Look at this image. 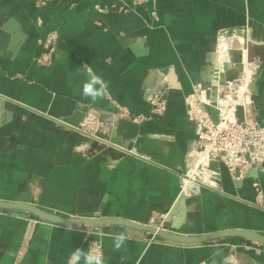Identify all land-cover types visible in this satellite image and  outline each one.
I'll return each instance as SVG.
<instances>
[{
	"label": "crops",
	"instance_id": "obj_1",
	"mask_svg": "<svg viewBox=\"0 0 264 264\" xmlns=\"http://www.w3.org/2000/svg\"><path fill=\"white\" fill-rule=\"evenodd\" d=\"M136 1L52 0L37 9L33 0H0V201L29 203L66 218L141 224L174 206L197 137L187 98L201 85L218 38L233 40L222 36L225 31L246 28L260 45L262 70L251 115L264 126V0H150L148 10ZM50 32L58 33L60 43L54 63L40 67L34 59ZM87 68L108 82L102 99L82 97ZM161 70L169 72V89L166 112L156 115L143 94L162 85L165 80L153 75ZM92 108L147 116L139 124H118L115 140L127 146L131 138L132 153H79L85 137L66 124L77 125ZM238 116L243 119L241 109ZM215 170L208 167L218 188L186 197L188 219L178 235L248 231L264 238V166L239 180L223 167ZM93 227L0 210V264H67L75 249L87 251L91 239L103 244V264H211L217 246L235 264H264V247L243 236L182 245L124 226ZM120 232L131 238L116 250Z\"/></svg>",
	"mask_w": 264,
	"mask_h": 264
},
{
	"label": "built area",
	"instance_id": "obj_2",
	"mask_svg": "<svg viewBox=\"0 0 264 264\" xmlns=\"http://www.w3.org/2000/svg\"><path fill=\"white\" fill-rule=\"evenodd\" d=\"M48 1L39 0V3L42 6ZM49 36L41 47V53L34 59L36 65L40 67H47L54 62L59 43L55 33ZM224 81L232 85L230 91L231 93L234 91L236 94L240 92L239 90L244 84L242 79ZM215 84L199 86L195 93L187 98L188 119L195 127L197 136L189 151L187 161L189 163L199 162L202 169L211 167L212 163H217L220 168L223 167L227 170L232 179L239 180V178L245 177L249 171H257L264 166V126L251 119L250 108H253V102L248 90L250 83L247 86L248 107L242 102L243 100L232 101V114L221 109L218 98L224 97L226 92H219ZM214 88H216L215 93ZM165 93L163 89L147 90L145 99L151 105L153 114L163 115L166 112ZM208 93L209 96H207ZM240 109L243 111V119L238 116ZM126 119L139 124L146 121L147 116L129 117L122 114L120 110L113 115L88 109L84 113L82 121L77 125H66L91 139V144L87 146V152L93 151L95 155L100 152L104 143L123 150L121 144L115 140V134L118 124Z\"/></svg>",
	"mask_w": 264,
	"mask_h": 264
},
{
	"label": "rangeland",
	"instance_id": "obj_3",
	"mask_svg": "<svg viewBox=\"0 0 264 264\" xmlns=\"http://www.w3.org/2000/svg\"><path fill=\"white\" fill-rule=\"evenodd\" d=\"M34 1V4H35V7L37 8V9H41V8H43V7H45L48 3H50L52 0H49L45 5H40V3H39V0H33ZM150 0H137L136 1V4L137 5H140V6H143V7H145L147 10L149 9V7H148V4H150ZM151 16L154 18V17H156V11H155V9H151ZM56 34L57 35V38H58V43H60V38H59V35H58V33L57 32H50L45 38H44V40H42L41 41V44H40V48L44 45V43H45V41L50 37L49 35H51V34ZM229 34L230 35V37H232L233 38V40L231 41V42H233L232 43V45H234V48H232L231 49V51H230V55H229V57H228V59L226 60V63L222 66V67H218V63H217V60H218V53H219V50H217V47H218V43H219V40H220V38L221 37H219L218 38V40H217V42L215 43V45H214V47H213V49L211 50V57H210V60H209V62H207L206 63V65H205V68H204V70L202 71V76H201V78H200V80H199V82L201 83V85H197L196 86V88H199V86H203V85H206V86H208V85H210V84H215L216 85V87L218 88V89H221L220 87H219V85L217 86V83H219V82H222V81H224V80H227V79H232V80H243V82H244V84L242 85V86H248V84L250 83L251 84V82H252V79H253V76L256 74V71L258 70V69H261L262 70V57H263V55L260 53V45L259 44H253V40H251V38H249L248 37V35H247V30H246V28H242V29H240V30H237L236 32H227V31H225V32H223L222 33V36L224 35V34ZM255 45H257V46H255ZM54 63V62H53ZM52 63V64H53ZM51 64V65H52ZM51 65H49V66H51ZM48 67V66H47ZM220 68V69H219ZM248 68V69H247ZM254 72V74H253V76H252V79L251 80H248L247 81V78L248 77H246L247 75H249V73H253ZM209 73V74H208ZM208 74V75H207ZM151 75V74H150ZM155 77H159V79H161V81L163 82V80H165L163 83H162V85L161 86H159V85H157L156 87H154V88H152V89H145L144 90V94H143V96H144V100L146 101V99H145V96H146V92H147V90H152V91H154V90H162L163 89V91H165L166 93H165V97H167V95H168V85H169V83H168V78H167V76L169 75V72H167V71H165V70H161L160 72L158 71V72H156V73H154L153 74ZM157 75V76H156ZM159 75V76H158ZM211 75V76H210ZM210 76V77H209ZM148 78H150V76H148ZM209 78V79H208ZM250 79V78H249ZM251 81V82H250ZM158 82V81H157ZM226 82V86H228L229 87V83L227 82V81H224V83ZM241 82V81H240ZM258 82V81H257ZM257 82H256V84H257ZM160 83V82H159ZM161 84V83H160ZM167 85V86H166ZM166 86V87H165ZM212 86V85H211ZM222 86V85H221ZM250 86V85H249ZM249 86H248V90H249V92H250V95H251V99H252V102H253V97H254V95L251 93V91H250V89H249ZM145 87H147V82H146V86ZM232 89V87L230 88V90ZM197 90V89H196ZM222 91V92H226V95H230V93H231V91ZM247 92V91H246ZM245 92V93H246ZM234 91L231 93V94H233L234 95ZM248 93V92H247ZM245 94L244 95V98H245V102H243L244 104H245V106H247L248 107V105H249V98H248V94ZM193 94H191V96H192ZM225 95V96H226ZM224 96V97H225ZM164 97V98H165ZM222 98H223V96H222ZM146 103H148L147 101H146ZM254 103V102H253ZM149 104V103H148ZM150 105V104H149ZM93 109V108H92ZM252 109L253 108H250V111H252ZM95 110H97V109H95ZM120 110V109H119ZM255 110V109H254ZM88 111V109L85 111V112H87ZM97 111H100V110H97ZM114 114H116V113H114ZM113 114V115H114ZM126 114V113H125ZM127 116H128V114H126ZM252 120H253V118H251ZM82 121V120H81ZM254 121V120H253ZM144 122V121H143ZM256 122V121H255ZM257 124H259L258 122H256ZM261 125V124H260ZM79 133V132H78ZM82 134V133H81ZM83 135V134H82ZM84 137H85V141L78 147V151H79V153H81L84 157H86V158H92V157H96V156H99L102 152H104V151H106V150H109V149H116L114 146H110V145H107L106 143H104L103 145H102V149L100 150V152L98 153V154H93V151H91V152H87V146H88V144H91V139L90 138H88V137H86L85 135H83ZM126 140L129 142V144L127 143V146H124V145H120L122 148H123V152H125V153H128V154H130L132 151H131V147H132V139L131 138H129V139H127L126 138ZM114 145V144H113ZM86 149V150H85ZM119 150V149H118ZM220 170H221V168H220ZM188 174V175H187ZM187 174L185 175V180H190L191 179V177L193 178V179H195L196 181H198L197 183H196V186H197V188H199V191H196L197 192V194L200 192V191H202V188L203 187H205V188H209V187H211V188H218V186H216V184L214 183V184H212V185H210V184H208L206 181H204V180H202L201 178H199V176L197 175H194V176H192L193 175V172L191 171V170H188V172H187ZM220 175H221V171H220V173H219ZM196 176V177H195ZM247 176V175H246ZM184 184H185V182H184ZM184 186V185H183ZM182 192H184V189H183V187H182ZM197 194H195L194 196H199V194L197 195ZM184 196H186V197H188V196H191V194L189 193H187V194H185V193H181V195H180V198L178 199V201L180 200V199H183V198H181V197H184ZM192 197V196H191ZM261 197V191L258 189V198H260ZM191 200H194V201H196V198H194V199H191ZM177 201V202H178ZM177 202H176V204H177ZM185 204H187V200L185 199ZM182 204H184V203H182ZM175 206V205H174ZM174 206H172L171 208H169V209H166L165 211H162L161 213H156V214H154L153 215V217H152V219L150 220L151 222H149V223H146V224H148V225H156V226H158L160 229H164V230H166L167 232H171V233H176V234H178L177 232H178V230L177 229H173L172 228V220H173V222L176 220V218L177 217H179L180 215H183V214H186L185 212L183 213V214H181V213H179L178 211H177V209L179 208V205H178V207H175V209L173 210L174 212H177V213H174L173 212V216L171 217V212H172V209L174 208ZM186 208L187 207H185L184 209H182V210H186ZM191 211L193 210V209H190ZM21 212H25V211H21ZM26 213H29V212H26ZM30 214V213H29ZM30 215H32V214H30ZM33 216V215H32ZM184 217V216H183ZM184 218H186V217H184ZM188 218V217H187ZM93 228H99V227H93ZM95 232H98V230L97 231H95ZM139 232H141V231H139ZM142 233H146V232H142ZM146 234H148V233H146ZM148 235H150V234H148ZM152 239H154V238H156V239H154L155 241L157 240V241H160V242H166V241H164L163 239H161L160 237H158V236H154V237H151ZM215 242H219L218 240H214V241H210V242H207V243H204L205 245L206 244H213V243H215ZM254 242V241H253ZM258 243V242H257ZM260 244V243H259ZM261 246H263L264 247V245H262L261 244ZM92 249V250H94V251H99L100 253H102V256H103V258H104V248H103V244H102V242L99 240V239H91V240H89L88 241V246H87V251L89 250V249Z\"/></svg>",
	"mask_w": 264,
	"mask_h": 264
},
{
	"label": "water",
	"instance_id": "obj_4",
	"mask_svg": "<svg viewBox=\"0 0 264 264\" xmlns=\"http://www.w3.org/2000/svg\"><path fill=\"white\" fill-rule=\"evenodd\" d=\"M261 74V69L256 71V74L253 76L252 82L249 86V89L253 95L256 94V82L258 81ZM216 92V88H214V93ZM209 96V93L207 94ZM193 165V164H192ZM211 167H216L220 169V166L217 163H212ZM0 210H20L29 212L36 218L50 222L53 224L65 225V226H104V225H118L124 226L133 230L146 232L150 234V237L158 236L163 240L169 241L171 243L182 244V245H202L204 243L219 240L229 236H243L250 238L252 240L257 241L258 243L264 245V238L255 233L248 231H224L214 234H206L202 236H193L186 237L181 236L176 233L167 232L166 230L160 229L156 225H148L132 222L129 220H125L122 218H66L56 216L45 211L40 210L29 203L23 202H3L0 201Z\"/></svg>",
	"mask_w": 264,
	"mask_h": 264
},
{
	"label": "bare ground",
	"instance_id": "obj_5",
	"mask_svg": "<svg viewBox=\"0 0 264 264\" xmlns=\"http://www.w3.org/2000/svg\"><path fill=\"white\" fill-rule=\"evenodd\" d=\"M232 39L231 38H224L223 40L220 41V43L218 44V48H219V53H218V60H217V63H218V67H222L225 63H226V60L228 59L229 55H230V51L232 48H234V45H232L233 42H231ZM234 44V43H233ZM220 69V68H219ZM209 74V73H208ZM207 74V75H208ZM254 72L251 74L249 73V75H247L246 77L247 78V81L248 80H251L252 79V76H253ZM157 76V75H156ZM159 76V75H158ZM211 76V75H210ZM209 76V77H210ZM250 78V79H249ZM209 79V78H208ZM251 82V81H250ZM219 85V87L221 89H219V92H222V91H229L230 88H231V84L229 83V87L226 86V82L224 83V81L222 82H219L217 83V86ZM222 85V86H221ZM249 85V84H248ZM240 92H238L237 94L234 93L230 95H226L225 97H219L218 101H219V105L221 106V109L224 111V112H227L229 114H232V110H231V102L232 101H235V100H243L242 102H245V98H244V95L247 93V85L246 86H241ZM246 92V93H245ZM248 94V93H247ZM246 103V102H245ZM71 126V125H70ZM74 126V125H72ZM193 164V165H192ZM211 168V167H210ZM215 168L216 170L215 171H219V168H216V167H213ZM190 169L191 171L193 172V175H198L199 178H201L202 180L206 181L208 184L212 185L215 183V179H214V176L213 174L209 171L208 172V167L207 168H200V165H199V162L196 163V162H193V163H190ZM195 176V177H196ZM242 178V177H241ZM240 179V178H239ZM198 181H196L195 179H193L191 177L190 180H187V182H185L183 188H184V192L182 193H185V194H191V195H195L197 194L196 191H199V188H197L196 186V183ZM183 199H180L177 204H175L174 208L172 209V212H171V217L173 216V210L175 209V207H178L179 205V208L177 209V211L181 214H183L184 212L186 214H183V215H180L179 217H177L173 224H172V228L175 230V229H179L180 226L182 225L183 223V220H184V217H187V209L184 211L182 209H184L186 207L185 205V199H186V196L184 197H181ZM184 203V204H182ZM174 213H177V212H174ZM184 216V217H183ZM188 219V218H187ZM163 230V229H162Z\"/></svg>",
	"mask_w": 264,
	"mask_h": 264
},
{
	"label": "clouds",
	"instance_id": "obj_6",
	"mask_svg": "<svg viewBox=\"0 0 264 264\" xmlns=\"http://www.w3.org/2000/svg\"><path fill=\"white\" fill-rule=\"evenodd\" d=\"M86 75L87 79L82 85V97L92 101L102 99L108 90V82L91 68H87ZM130 238L125 232L118 233L114 237V248L121 249ZM217 257L221 258L220 261H217ZM67 264H103V256L102 253L91 248L88 251L77 248L69 256ZM211 264H235V260L231 255L225 256L217 246V250L212 253Z\"/></svg>",
	"mask_w": 264,
	"mask_h": 264
}]
</instances>
